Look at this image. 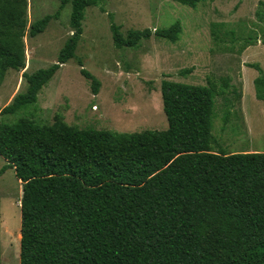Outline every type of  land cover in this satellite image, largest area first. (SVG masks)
Returning <instances> with one entry per match:
<instances>
[{"label":"trees","instance_id":"16d2710c","mask_svg":"<svg viewBox=\"0 0 264 264\" xmlns=\"http://www.w3.org/2000/svg\"><path fill=\"white\" fill-rule=\"evenodd\" d=\"M173 1L195 8L208 0ZM101 2L60 0V9L71 5L72 35L56 63L23 74L25 92L0 117L37 103L75 57L86 9ZM28 6V0H0V86L8 71L25 69L26 35L43 33L59 15L44 16L26 33ZM260 7L255 15L264 23ZM110 29L117 49H136L152 36L175 43L181 33L179 22L126 34L114 24ZM78 64L96 95L99 81ZM250 67L258 73L255 97L264 102V74ZM229 82L162 81V131L78 129L58 114L51 124L0 120V177L11 169L21 184L19 264H264V152L213 149L216 98L231 109L226 96L237 94Z\"/></svg>","mask_w":264,"mask_h":264},{"label":"rangeland","instance_id":"374dc122","mask_svg":"<svg viewBox=\"0 0 264 264\" xmlns=\"http://www.w3.org/2000/svg\"><path fill=\"white\" fill-rule=\"evenodd\" d=\"M260 3L264 0H208L189 8L173 0H102L97 7L86 9L75 57L42 88L37 103L0 120L14 124L28 118L51 124L58 114L78 129L162 131L167 128L162 81L206 86L209 81L220 85V80L229 79L237 94L226 96L233 109L225 107V99L216 98L213 149L226 154L264 152V102L255 97L253 81L258 73L250 67H259L264 74V23L255 15ZM28 5L26 33L30 24L44 16L59 15L43 33L34 38L26 35L25 69L7 72L0 86V111L25 92L23 74L56 63L72 35L70 4L60 9V0H28ZM176 22L181 33L175 43L152 36L136 49L114 47L111 24L126 34L129 30L167 29ZM78 61L99 81L96 95ZM4 164L0 157V168ZM20 198L14 171L7 170L0 177V264H19Z\"/></svg>","mask_w":264,"mask_h":264},{"label":"crops","instance_id":"0c3cea01","mask_svg":"<svg viewBox=\"0 0 264 264\" xmlns=\"http://www.w3.org/2000/svg\"><path fill=\"white\" fill-rule=\"evenodd\" d=\"M5 165V164H4ZM3 165V166H4ZM17 183H18V185L21 187V184H20V181L19 180H17ZM21 199V198H20ZM19 207H20V200H19ZM18 237H19V239H20V234H18ZM20 241V240H19Z\"/></svg>","mask_w":264,"mask_h":264}]
</instances>
